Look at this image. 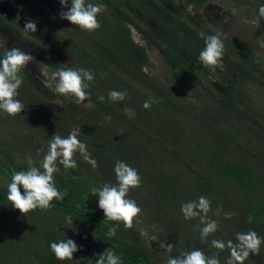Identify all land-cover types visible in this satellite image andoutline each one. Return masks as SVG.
I'll return each instance as SVG.
<instances>
[{"label": "trees", "instance_id": "1", "mask_svg": "<svg viewBox=\"0 0 264 264\" xmlns=\"http://www.w3.org/2000/svg\"><path fill=\"white\" fill-rule=\"evenodd\" d=\"M52 2L51 11L33 0H0V7L34 20L64 49L70 66L1 11L0 24L50 69L93 72L95 79L87 90L91 106H80L65 95L56 106L20 73L23 83L16 98L24 110L15 116L0 110V173L8 182L0 186V264H95L94 254L106 249L120 256L122 264H167L170 255L193 249L209 257L218 253L220 264H227L229 250L215 249L213 239L236 242V233L247 231L264 239V113L253 107L251 94L252 87L264 92L262 52L238 36L223 35V59L215 67L204 65L199 59L205 47L200 34H214V29L199 11L208 0H87L102 8L97 16L101 27L91 32L61 19L67 9L59 0ZM262 4L264 0H231L229 6L256 12L264 44V17L258 13ZM132 30L159 52L169 81L193 101L179 100L148 75L146 48L134 41ZM5 53L0 51V58ZM111 90H126L127 97L113 102L108 98ZM99 95L105 97L103 102ZM150 97L159 102L143 108ZM125 107L135 110L134 118L125 114ZM77 126L79 139L98 167L93 169L78 153L77 168L65 169L58 163L55 184L67 192L64 200H53L46 211L37 208L21 214L7 200L13 169H27L26 154L38 167L51 137H66ZM118 160L141 177L140 186L127 196L142 210L130 228L108 221L98 198L89 192L93 186L117 183ZM201 196L211 201L208 217L218 222L217 231L204 240L200 218L186 220L181 212L182 204ZM228 212L234 213L230 219L225 218ZM67 216L73 219L75 235L69 232ZM137 220L154 224L173 245L172 252L166 256L148 247ZM114 226L116 235L108 237V228ZM62 239L82 246L72 260H57L50 249L52 242ZM244 264H264V243Z\"/></svg>", "mask_w": 264, "mask_h": 264}, {"label": "clouds", "instance_id": "2", "mask_svg": "<svg viewBox=\"0 0 264 264\" xmlns=\"http://www.w3.org/2000/svg\"><path fill=\"white\" fill-rule=\"evenodd\" d=\"M62 8L67 9L60 13V18L67 20L72 25L78 26L81 30L95 31L101 27L97 19L101 13V6L88 3L87 0H59ZM191 7V6H190ZM259 16L264 17V4L259 6ZM25 33L34 34L37 31V24L29 18L23 25ZM214 34L205 36V47L199 53L200 61L206 65L215 67L223 59L225 51L224 38L219 30H213ZM34 58L19 47H12L6 51L0 58V110L10 116L20 114L25 105L16 97L18 89L23 83L20 75L22 69ZM52 78L56 80L55 91L61 95H70L76 98L77 103L90 99V93L87 91L90 83L94 81L95 74L85 68L61 67L52 73ZM127 97V91L111 90L108 98L113 102L124 101ZM97 99L100 102L105 100L103 95ZM157 99L149 98L143 103V108L148 109L153 103H158ZM129 118H134L136 112L133 108L125 107L123 109ZM111 120V117H106ZM80 127L77 126L66 136L54 134L48 145L47 154L39 167L35 161L26 154L28 167L26 170L16 171L13 169L11 182L7 186V200L12 207L18 209L21 214L34 211L37 208L48 210L53 200L63 201L67 195L66 191H61L55 184V174L59 172L57 164L63 165L65 169H75L78 167L75 159L77 153L92 166L98 167V163L91 157L87 151L85 143L81 142ZM19 160V157L17 156ZM116 184L104 183L100 187L93 186L89 189L91 195L98 198V207L103 211L108 221L123 222L125 227H131L133 220L141 213V208L137 203L127 198L129 190L138 188L141 184V177L137 170L123 161H117L114 166ZM23 188V192H21ZM211 210V201L204 196L196 201H189L181 205V212L186 220L199 217L203 227L200 229L202 240L207 239L210 234H214L218 229V222L208 217ZM218 207L215 215H219ZM234 213H225V218L230 219ZM249 222L252 220L251 214L248 216ZM65 222L73 225L71 216L65 217ZM117 233V227H109L108 237H114ZM236 242L229 239L227 241L213 239L211 245L218 250H229L230 258L227 264H244L250 253L258 254L260 246L264 243L257 232L247 231L238 232L235 236ZM161 248H165L169 253L173 250V245L161 242ZM50 249L57 260H72L73 254L82 250L73 239H62L59 242H52ZM96 256L95 264H122L120 256L113 250L106 249L103 253L94 254ZM167 264H220L218 253L211 257L205 255L201 249H193L182 252L176 256H169Z\"/></svg>", "mask_w": 264, "mask_h": 264}, {"label": "rangeland", "instance_id": "3", "mask_svg": "<svg viewBox=\"0 0 264 264\" xmlns=\"http://www.w3.org/2000/svg\"><path fill=\"white\" fill-rule=\"evenodd\" d=\"M230 3L231 0H208L207 4L202 7L199 12L213 29L219 30L222 35H235L240 37L248 44L260 50L264 57V44H261V39L258 36L259 23L256 12L251 8L242 7L241 9H238L230 7ZM3 9L4 13L13 15L10 9ZM245 14L249 17L245 16ZM34 34L36 39L41 43H44L45 47L63 64L68 66L71 65V59L62 47L53 42L47 41V39L37 31ZM132 37L135 42L144 45L146 48L149 62L145 66V70L148 75L156 83L169 90L179 100L184 102L193 101V97L188 92L169 81L166 74L167 69L165 63L159 52L142 40L140 35L134 30H132ZM12 47H19L34 58L27 67L21 71L22 75L26 77L32 88L44 95L52 104L60 106L62 104L60 98L61 94L55 91L56 80L52 78V73L56 70L50 69L40 58L32 53L29 48L16 40L13 35L8 34L7 30L0 27V51H8ZM251 94L253 97V107L264 113V92L252 87ZM65 96L77 103L75 97L70 95ZM77 104L83 107H88L91 106V101L86 100ZM41 163L42 161H40L38 167ZM7 183L6 177L0 173V186H5ZM135 225L137 229L140 230L142 236H144L145 244L148 247L167 256L168 251L165 248L160 247L161 242H164L165 244H167V242L154 224H147L137 220ZM67 227L69 230L71 228L69 232L74 235L78 232L77 230H74V225H68ZM73 230L77 232H74Z\"/></svg>", "mask_w": 264, "mask_h": 264}, {"label": "flooded vegetation", "instance_id": "4", "mask_svg": "<svg viewBox=\"0 0 264 264\" xmlns=\"http://www.w3.org/2000/svg\"><path fill=\"white\" fill-rule=\"evenodd\" d=\"M19 2H21V1H24V0H18ZM34 1V0H33ZM37 3V2H36ZM39 4V3H38ZM3 8H6V9H10L11 11H12V14L13 15H10V14H6V13H4V9ZM3 8H1L0 7V11H1V13L2 14H4V15H7V16H10V17H12V19H14L17 23H18V18H20V17H18L17 16V13L14 11V10H12L10 7H8V6H6V7H3ZM46 9V8H45ZM39 11V14H43V11L41 10V9H39L38 10ZM28 20V19H27ZM0 27H2L3 29H5V30H7V33L8 34H10V35H12L9 31H8V29H6L3 25H1L0 24ZM37 30L39 31V33H41L40 35H42V36H47L48 38H49V40H51L52 42H54L45 32H43V31H41L38 27H37ZM27 34H29V35H34L35 36V34H31V33H27ZM15 38V37H14ZM36 38V37H35ZM16 39V38H15ZM17 40V39H16ZM38 40V39H37ZM39 41V40H38ZM55 43V42H54ZM42 44V43H41ZM43 45V44H42ZM32 52V51H31ZM33 53V52H32ZM37 56V55H36Z\"/></svg>", "mask_w": 264, "mask_h": 264}, {"label": "water", "instance_id": "5", "mask_svg": "<svg viewBox=\"0 0 264 264\" xmlns=\"http://www.w3.org/2000/svg\"><path fill=\"white\" fill-rule=\"evenodd\" d=\"M34 1L39 3V4H41L44 8H46L49 11L53 10V2H52V0H34ZM25 22H27L26 18H24V17L18 18V24H19L20 27L23 28V25H24ZM37 32L39 33L38 30H37ZM39 34H41V33H39ZM43 37H45L47 39V41L52 42L51 40H49V38L47 36H43ZM42 44H43V46H45L44 43H42Z\"/></svg>", "mask_w": 264, "mask_h": 264}]
</instances>
